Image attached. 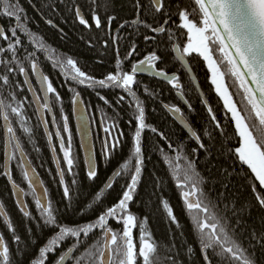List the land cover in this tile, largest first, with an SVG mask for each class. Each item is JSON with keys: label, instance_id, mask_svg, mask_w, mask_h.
Returning a JSON list of instances; mask_svg holds the SVG:
<instances>
[{"label": "snow or ice", "instance_id": "1", "mask_svg": "<svg viewBox=\"0 0 264 264\" xmlns=\"http://www.w3.org/2000/svg\"><path fill=\"white\" fill-rule=\"evenodd\" d=\"M2 3L3 15L13 19L15 24L9 27L7 32L0 27V40L6 42L0 45V97H3L0 98V121H2L0 129L3 133V160L0 174L8 180L14 190L13 195L16 197L17 207L26 219L34 222L38 229H56L44 245L39 247L38 255L30 257L27 264H46L49 254L54 253L66 239L71 238L74 243L55 260V264H65L77 251L83 239L95 231L102 233V239L90 246L94 251L85 250V255L90 257L91 264H184V261L180 259V252L174 238L164 246L168 255L162 259L157 254L160 245L146 227L148 218L138 220V217L129 209V203L134 199L144 165L142 133L145 129L158 133L157 128L146 122L144 102L136 91V86L140 84L137 76L148 74L163 80L173 89L178 90L177 95L189 110H192L191 104L184 98L183 85L180 83L178 73H169L158 67L162 62V56L158 54L161 46H170L176 62L183 65L189 72L191 68L187 64L186 57L197 53L203 58L211 72V84L223 101L226 113L230 114L235 136L238 138L239 146L229 147L232 138L227 135L220 121L212 113L210 106L208 112L214 128L211 130L205 128L202 136L193 130L179 106L163 105L198 145L197 148L192 149V152L196 154V159L183 156L182 145L174 149L169 142L168 148L177 153L175 157L177 161L185 160L183 168L179 165L173 167V178L177 187L182 189L181 195L190 214L204 264H213L209 253L217 257L220 264H264V260L261 259L264 256V215L258 218L260 230L254 225H249L245 219L246 216L251 215L254 206L264 213V0H191V11L187 7L181 8L179 4L173 9L167 0H132L131 6L135 15L130 20H123L119 24V29L132 28L137 32L141 28L146 29L151 35H144V41L155 43L157 48L148 52L143 58L133 61V56L137 55L135 41L132 42L123 60L120 58L117 47L116 71L110 72L103 79H96L86 74L71 57L52 61L53 68L59 69L65 80L72 82L68 88V91L73 93L70 102L73 111L79 113L80 130L85 137L88 135L89 125L86 114L88 107L80 92L72 86L73 84L90 88L98 86L120 89L127 95L129 107L134 108L135 111L136 127L131 158L123 162L119 170L112 174V177L130 176L122 195L116 203L103 210L94 221L77 226L58 223V209L54 208L49 200L48 189L32 166L22 143V136L26 137L27 141L32 144L33 150L40 151L35 142V128L43 126L50 151L55 155L56 145L53 144V135L56 137L65 165L61 167L60 157L56 156L54 160L56 174L63 189V196L70 203L71 192L65 181V173L74 175L75 157L72 150L69 118L63 111V97L53 86L50 77L44 74L38 63L39 57L36 55V52H47L48 49L42 42L38 43L34 34L26 28L25 23H22L26 21L27 14L19 0H2ZM58 5L64 6L85 29L91 30L94 27L96 30H102L106 23L108 30L105 34L110 37L113 45H117L121 39L119 35L113 36L111 32V25L117 19L114 10L115 0H85L83 8L77 0H55L54 4L46 6L51 7V10L55 12ZM174 17H178L179 20L176 27L186 30V33L181 32V35L186 34L187 38L182 46L178 42L179 37L170 26V22L171 24L176 23ZM47 23L52 25L53 22L49 19ZM18 31L26 35L29 42L35 45L32 52L26 48L23 49V58L20 55L23 45L20 36L17 35ZM108 44V39L102 41V47L107 48ZM89 45L93 46L91 39ZM24 61H27L30 66L31 74L36 80L35 85L28 78L29 71L24 66ZM124 61H131L130 71L124 70L122 66ZM16 75L25 77L23 85H27L31 100L28 96L22 99L17 97L16 90L23 92L24 87L14 79ZM226 77L232 81L231 85L226 81ZM230 88L234 91H230ZM143 91L145 96L155 98L156 94L146 85L143 86ZM97 95L100 100L111 107L106 97L99 93ZM234 95L240 97L242 107H238ZM124 101L125 95H120L116 103L120 104ZM204 103L207 102L204 101ZM54 104L60 105L62 125L58 123L56 113L53 111ZM25 105L34 107L37 116L35 127L29 124L31 118L26 114ZM49 116L55 128L54 133L48 130ZM107 120H111V123L102 127L106 135L101 142V155L105 161L111 159V152L120 144V137L123 135L119 131L118 117H108L107 113H104L101 116V125H104ZM253 128L257 130L258 135L253 134ZM62 132L67 133V138L62 135ZM158 134L161 139H167L163 132ZM217 136L223 137V140L218 142ZM91 151L89 148V157L85 161L89 180L97 176V164L92 158ZM201 151L204 153V163L209 166V173L217 172L215 179H212L211 175L205 178L197 170L196 165ZM165 155L167 157V154ZM220 157L233 159V164L227 167L217 166L214 161L219 160ZM133 159L134 165L132 164ZM14 161L16 162L15 167L20 169L22 180L31 190L36 206V216L32 215L27 203L22 199L28 193L13 179ZM167 162L171 167V160ZM236 163H239V168L235 166ZM244 166L249 171L245 172ZM237 175L249 182L255 205L229 195L228 189ZM112 177L109 178L110 182L106 183L86 205L85 209L81 210V214L87 210H94L102 202L105 190L113 187ZM209 182L220 184L222 189L214 199L204 189V185ZM71 183L75 185L77 181L73 179ZM258 188L261 191H258ZM163 207L170 222L179 227L176 216L167 201L163 202ZM110 220L122 224V231L114 230L110 226ZM0 222L4 223L12 234V243L15 245V256H13L3 234L0 233V264H14L16 257H19L20 264H24L23 257L27 249L35 244L31 227L26 229L29 240L25 241L17 234L2 202H0ZM137 228H139L138 250L133 237V230ZM181 235L183 236V233ZM185 245L186 242L180 247L185 248ZM257 250H259V255ZM185 251L187 259L191 260L194 249L187 245ZM83 259V256L78 257L76 264H82Z\"/></svg>", "mask_w": 264, "mask_h": 264}, {"label": "trees", "instance_id": "2", "mask_svg": "<svg viewBox=\"0 0 264 264\" xmlns=\"http://www.w3.org/2000/svg\"><path fill=\"white\" fill-rule=\"evenodd\" d=\"M81 4L82 8L85 5V0H77ZM167 2L175 9L179 4L181 8L187 7L191 11V0H167ZM20 5L24 8L27 19L22 21L25 23L26 28L34 34L38 43L42 42L48 49V56L52 59L47 61L45 57L46 52H36L39 57L38 63L44 73L50 77L53 82V86L63 97V111L68 115L69 128L72 134V150L75 157L74 175L65 173V181L68 184L71 192V202L65 200L63 196L62 186L59 184V177L56 174V164L54 162L53 153L50 151V146L45 135L43 126L35 128V142L38 145L40 151H34L32 144L27 141L26 137L22 136V143L25 150L28 153L29 159L32 162V166L37 170L40 175L43 184L48 189V198L52 202L54 208L58 209L57 219L58 223L66 226L84 225L92 222L96 217L107 207L112 206L118 201L124 186L128 183L130 176L122 175L117 177L113 187L104 193L102 202L94 208V210H87L84 214H81V210L85 209L86 205L92 201L97 192L105 186L109 178L114 171L119 170V166L131 158L133 151V136L135 132L136 122L134 120L135 111L134 108L129 107L127 95L120 89L113 88H100L79 86L73 84L76 91L80 92V95L88 107V115L92 125V133L95 145L96 164H97V176L93 180H89L87 177V168L84 160V154L81 147V142L78 138L73 106L71 104V97L73 93L68 91L69 85L72 82L66 81L64 75L61 74L59 69H54L53 60H63L71 57L77 62V66L86 74L97 78L103 79L110 72L116 71V59H117V47L119 49L120 58L123 60L124 55L135 41L137 45V55L133 56L132 60L143 58L148 52L157 48V45L153 42H145L144 35H151L146 29L141 28L139 32L132 28L119 29V24L123 20H130L134 15V9L132 8V0H115V14L117 19L112 23L111 30H118L119 35L117 45H113L109 36L105 33L108 29L105 23L102 30H96L94 27L89 31L81 26L74 18V16L67 11L64 6H57V11L51 10L52 4L55 0H19ZM48 5V6H46ZM86 11V8L84 9ZM52 20V25L47 23L48 20ZM162 22V17L160 18ZM175 24H171L173 31L176 32L179 37L178 42L181 46L186 43V34L181 35V30L176 27L179 24L178 17L173 18ZM151 22V20H149ZM15 21L7 18L3 15V3L0 0V27H3L7 32L8 28L13 26ZM11 35L10 32L8 33ZM17 35L20 36L23 47L20 49L21 58H23V49H27L32 52L35 45L29 42V38L26 35H22L19 31ZM99 37V39H97ZM92 40V45H89V40ZM104 39L109 40L107 48L102 47V41ZM3 40H0V45L5 44ZM162 56V62L158 65L159 68H163L169 73H178L180 83L183 85L184 98L192 106L190 111L188 106L184 104L183 100L177 95L176 89H173L167 83H164L156 78L152 77H137L140 84L136 86V91L140 99L144 102L146 111L147 124L157 128L158 133L163 132L166 140L161 139L158 133H152L149 129H145L142 133V148L144 165L140 182L137 186V191L134 195V199L129 203V209L132 214L138 217V220H143L147 217L146 227L152 233L155 241L158 242L160 247L158 248V255L163 259L167 253V249L164 247L169 244L174 238L177 248L180 252V259L184 261V264H204L203 257L200 253V245L196 238L194 226L192 224L190 214L186 209L184 199L181 195L182 189L178 188L176 181L173 178V167L179 165L181 168L185 166V160L181 159L177 161L175 159L177 153L168 148L169 142L175 149L178 145H182V155L188 159H196V154L192 152V149L197 148V142L190 137V135L176 122L173 116L166 111L163 105L179 106L184 112L185 119L191 125L194 131H197L203 136V130L205 128L213 129L214 124L211 121V116L208 112V107L212 109V113L215 114L221 126L226 131L227 135L231 137L229 147H237L238 138L235 136L234 124L230 119V114L226 113L223 107V101L216 94L214 86L211 84L210 72L208 67L198 54H191L187 57V60L195 74L200 89L206 99L204 103L199 91L192 82L190 76L181 64L176 62L174 53L170 51V46H161L159 53ZM24 66L28 68L31 73L30 66L27 61H24ZM123 68L126 71H130L131 61H124ZM23 85V76L16 75L14 78ZM226 81L231 85L232 81L226 77ZM146 85L150 91L155 93V98L147 97L144 95L143 86ZM24 91L20 92L16 90L17 97L22 99L24 96H28L26 85H23ZM230 91L234 89L230 88ZM97 93L106 97L111 103V107L106 105L104 101L100 100ZM120 95H125V101L117 104V98ZM3 98V97H0ZM234 99L237 101L238 107H242L240 104V97L234 95ZM53 110L56 113V118L59 124L62 125L60 119V105L54 104ZM26 114L31 118L29 124L34 126L37 124V116L34 112V107L25 105ZM107 113L108 117H118L119 131L123 133L120 137V144L115 150L111 152V159L105 161L101 155L102 140L105 137V133L102 130L101 116ZM111 123V120L105 121L103 126ZM258 123V122H257ZM14 127L16 126L13 119ZM49 124L51 125L50 121ZM2 125V121H0ZM54 133L53 128H50ZM254 135H258L255 128L252 129ZM18 134H20L18 132ZM62 135L67 138V133ZM2 138L3 133L0 129V167H2ZM223 137L217 136V141H222ZM207 143V140H205ZM53 144L56 145V155L60 157L61 167H65L62 159V154L59 151V142L53 135ZM219 147V143H217ZM167 154V157L166 155ZM171 160L172 166L170 167L167 160ZM217 166L224 165L230 166L233 164V159L220 157L219 160L214 161ZM15 161L12 165L13 179L24 189L28 195L25 196L28 210L33 216L37 215L36 206L31 195V190L27 187V183L22 180L20 169L15 167ZM135 161L132 160L134 165ZM240 167L239 163L235 165ZM197 170L205 177L215 179L217 172L213 171L211 174L208 171V167L204 163V153L199 152V158L197 162ZM134 170V168H133ZM244 171L247 172L246 166ZM75 179L77 183L73 185L71 181ZM258 185V182H257ZM204 189L209 193L211 198H215L222 190L220 184H214L212 182L204 185ZM258 191H261L258 188ZM229 195L238 197L241 201H248L255 205L253 194L249 187V182L240 178L239 175L235 176L232 185L228 189ZM167 201L168 205L172 208L174 215L179 223V227L176 224H172L167 216V212L163 207V202ZM0 202L5 206V210L11 217V221L16 228L17 234H19L25 241L29 240L27 234V228L32 229V238L35 239V244L30 245L27 249L26 255L23 257L24 264H27L30 257L38 255V249L43 246L48 238H50L56 229L54 228H42L38 229L36 224L26 219L21 211L18 209L11 187L7 179L0 174ZM264 215L257 207H253L250 216H246L245 219L249 225H254L260 230L258 218ZM110 220V226L116 230L122 231V224H117ZM0 233L3 234L6 243L15 256V245L12 243V234L5 227L4 223L0 222ZM183 233V236L181 235ZM134 234L139 237V228L134 230ZM102 239V233L95 231L91 233L87 238L83 239V242L79 246L76 252L69 260L67 264H76V259L83 256L82 264H91L90 257L85 255V250L94 251L92 246L94 242ZM186 242L185 248H181L180 245ZM74 243L73 239H66L54 253H50L46 264H55V260L58 256ZM190 245L194 249L191 260L187 259L186 246ZM258 255H259V250ZM213 264H220L217 257L209 253ZM264 260V256L261 257ZM14 264H20L19 257H16Z\"/></svg>", "mask_w": 264, "mask_h": 264}, {"label": "water", "instance_id": "3", "mask_svg": "<svg viewBox=\"0 0 264 264\" xmlns=\"http://www.w3.org/2000/svg\"><path fill=\"white\" fill-rule=\"evenodd\" d=\"M186 61H187V64L190 66V64H189V62H188V60H187V57H186ZM182 67L185 69V67L182 65ZM190 68H191V66H190ZM186 70V69H185ZM186 72L188 73V75L190 76V78H191V80H192V82L194 83V85H195V87L197 88V90L199 91V93H200V95H201V97H202V99H203V101H206V99H205V97H204V95H203V93H202V91H201V89H200V86H199V84H198V81H197V79H196V77H195V74H194V72H193V70H192V68H191V72H189V71H187L186 70ZM138 76H142V77H152V76H150V75H148V74H139ZM152 78H154V77H152ZM157 79V78H156ZM158 80H160V79H158ZM160 81H162V82H164L163 80H160ZM164 83H166V82H164ZM184 102V101H183ZM185 104V103H184ZM87 114V116H88V119H89V125H88V129H87V131H88V135L85 137L84 135H83V133H82V131L80 130V124H79V113L78 112H74V120H75V126H76V131H77V135H78V138H79V140H80V142H81V147H82V151H83V154H84V160L86 161L87 159H88V157H89V148H91V155H92V158L96 161V154H95V145H94V138H93V133H92V125H91V121H90V118H89V115H88V113H86ZM174 118V117H173ZM175 119V118H174ZM176 120V119H175ZM176 122L187 132V130L180 124V122L178 121V120H176ZM188 133V132H187ZM189 134V133H188ZM56 154L54 155L53 154V157H54V160H55V158H56ZM56 164V163H55ZM86 164V163H85ZM86 168H87V164H86ZM118 171V170H117ZM38 173V172H37ZM112 177V176H111ZM39 178H40V180H42L41 179V177H40V175H39ZM117 179V177H112V180L115 182V180ZM108 182H110L109 180L107 181V183ZM114 184V183H113ZM13 190V189H12ZM107 190H109V189H106L105 190V192L107 191ZM14 191V190H13ZM104 192V193H105ZM14 198H15V201H16V197L14 196ZM22 199L25 201V196L24 197H22ZM26 202V201H25ZM71 259V258H70ZM70 259H68L66 262H65V264H67L68 262H69V260Z\"/></svg>", "mask_w": 264, "mask_h": 264}, {"label": "flooded vegetation", "instance_id": "4", "mask_svg": "<svg viewBox=\"0 0 264 264\" xmlns=\"http://www.w3.org/2000/svg\"><path fill=\"white\" fill-rule=\"evenodd\" d=\"M82 26V25H81ZM112 26V25H111ZM89 30V29H88ZM108 30V29H107ZM106 30V31H107ZM89 31H91V30H89ZM98 31V30H97ZM111 32H112V34H117L118 33V30H114V31H112L111 30ZM46 55H45V59L47 60V61H50V59L48 58L49 56H48V52H46L45 53ZM42 69V68H41ZM44 72V71H43ZM45 74V73H44ZM137 77H139V76H137ZM140 77H142V76H140ZM29 79H31V81H32V83L35 85L36 84V80H35V77L31 74V73H29V77H28ZM97 79V78H96ZM23 80H25V77L23 76ZM26 87H27V85H26ZM37 88H38V85H37ZM27 92H28V90H27ZM28 94H29V97L31 98V94L28 92ZM54 111V110H53ZM48 119H49V121H51V117L49 116L48 117ZM51 123V122H50ZM102 127H103V125H102ZM50 128H53V131L55 132V128L53 127V125L51 124H49L48 125V130L49 131H51V129ZM37 171V170H36ZM8 181V180H7ZM9 183V182H8ZM10 185V184H9ZM11 187V186H10ZM11 190H12V188H11ZM12 193H13V190H12ZM13 197H14V195H13ZM14 200H15V198H14ZM25 201H26V198H25ZM15 203H16V201H15ZM17 205V204H16ZM19 209V208H18ZM115 224V223H114ZM135 230V229H134ZM134 230H133V237H134V241L136 242V244H137V250H138V248H139V237L137 238V236L134 234ZM121 230H119L118 232H120Z\"/></svg>", "mask_w": 264, "mask_h": 264}, {"label": "rangeland", "instance_id": "5", "mask_svg": "<svg viewBox=\"0 0 264 264\" xmlns=\"http://www.w3.org/2000/svg\"><path fill=\"white\" fill-rule=\"evenodd\" d=\"M193 54V53H192ZM195 54H197V53H195ZM206 63V62H205ZM206 65H207V63H206ZM210 72V71H209ZM210 80H211V72H210Z\"/></svg>", "mask_w": 264, "mask_h": 264}]
</instances>
